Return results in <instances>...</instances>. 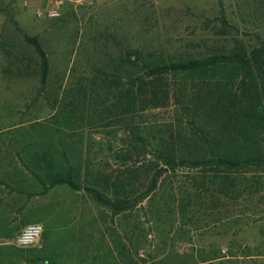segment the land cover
<instances>
[{
  "label": "trees",
  "instance_id": "trees-1",
  "mask_svg": "<svg viewBox=\"0 0 264 264\" xmlns=\"http://www.w3.org/2000/svg\"><path fill=\"white\" fill-rule=\"evenodd\" d=\"M220 22L212 44L199 41L190 51L162 48L140 33L117 41L116 58L93 64L86 85L55 96L45 125L7 131L9 142L0 133V145L14 151L11 161L22 169L18 174L29 175L39 194L66 186L111 217L122 216L115 242L124 264H145L143 255L150 264H264V240L249 247L235 238L264 222V214L230 217L239 204L264 205V37L229 44L237 30ZM29 43L40 58V95L49 62L35 39ZM156 110L170 112L149 119ZM92 125L123 132L121 147L94 160L83 138ZM138 211L148 230L133 215ZM152 230L159 238L154 255L142 247ZM258 230L264 239V225ZM226 236L231 241L217 244Z\"/></svg>",
  "mask_w": 264,
  "mask_h": 264
},
{
  "label": "rangeland",
  "instance_id": "rangeland-1",
  "mask_svg": "<svg viewBox=\"0 0 264 264\" xmlns=\"http://www.w3.org/2000/svg\"><path fill=\"white\" fill-rule=\"evenodd\" d=\"M57 1L61 2L58 18L36 15L37 10L51 8ZM220 18L237 30L230 31L229 44L239 39L252 45L264 37V0H0V133H6L2 137L9 142L11 136L7 131L28 127L30 122L45 125L43 119L50 113L49 105L55 96L60 99L63 89L69 92L81 82L89 81L93 64L116 58L117 41L124 44L140 33L146 42L162 48L190 51L203 45L199 41L207 45L213 43L216 38L212 35L221 27ZM29 39L40 44L49 62L45 89L40 95V58ZM169 112L156 110L147 116L161 120L168 117ZM115 129L96 125L83 129L84 141L91 143L94 160L107 158L108 148L115 153L121 147L124 133L116 130L114 135L112 131ZM7 149L5 144L0 145V153L13 157L14 151L5 152ZM108 161L112 170L117 168L112 158ZM184 172L178 173L180 180L185 177ZM46 199L62 202L61 207L53 205L50 208L54 214L49 217L50 222L61 223L63 219L65 224L87 225L88 231L84 233L86 245L99 250L88 264H124L117 256L115 242L122 234V216L111 217L86 193L74 192L66 186L53 187ZM258 207L239 204L231 209L230 217L237 220L246 212L263 215L264 205ZM142 214L143 211L133 213L139 216L142 228L148 230L150 224L144 223L146 219L141 218ZM127 217V225L132 224L133 218ZM258 225L262 226L264 222L237 235L236 240L249 247L263 241ZM19 233L17 230L12 238L0 241L9 243V246L0 247L22 249L14 245ZM231 239L223 237L217 244L225 245ZM158 245L159 238L153 231L147 235L142 247L154 255ZM129 251L128 263L134 255ZM143 258L147 261L145 264L151 263L148 255Z\"/></svg>",
  "mask_w": 264,
  "mask_h": 264
},
{
  "label": "crops",
  "instance_id": "crops-1",
  "mask_svg": "<svg viewBox=\"0 0 264 264\" xmlns=\"http://www.w3.org/2000/svg\"><path fill=\"white\" fill-rule=\"evenodd\" d=\"M8 160V161H7ZM0 153V241H7L15 231L19 232L29 224L42 225L43 232L38 245L15 253L0 249L4 264H88L99 250L88 248L84 233L86 224L50 222L53 205L61 207L62 202L46 199L29 175H20L19 163ZM11 161V162H9ZM6 162V163H5ZM95 231V224L93 225ZM18 235V234H17ZM9 243H0L7 246ZM87 257H89L87 259ZM88 262V263H87Z\"/></svg>",
  "mask_w": 264,
  "mask_h": 264
},
{
  "label": "built area",
  "instance_id": "built-area-1",
  "mask_svg": "<svg viewBox=\"0 0 264 264\" xmlns=\"http://www.w3.org/2000/svg\"><path fill=\"white\" fill-rule=\"evenodd\" d=\"M61 2H55L54 6L43 11L37 10L38 17L43 16L47 19H56L59 17V5ZM43 228L40 224H29L25 226L14 239V245L18 248L26 249L36 246L38 243Z\"/></svg>",
  "mask_w": 264,
  "mask_h": 264
}]
</instances>
